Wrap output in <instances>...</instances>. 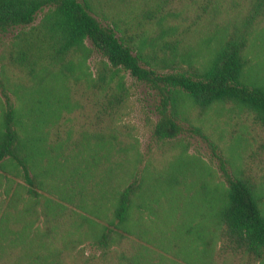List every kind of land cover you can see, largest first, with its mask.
I'll use <instances>...</instances> for the list:
<instances>
[{"label": "trees", "instance_id": "trees-1", "mask_svg": "<svg viewBox=\"0 0 264 264\" xmlns=\"http://www.w3.org/2000/svg\"><path fill=\"white\" fill-rule=\"evenodd\" d=\"M263 34L264 0H0V264H264L257 182L190 110L234 102L264 128V75L251 63ZM204 43L203 63L179 65ZM9 64L48 82L10 88ZM126 75L152 99L142 153L116 119L133 94ZM75 84L104 124L71 141L54 90ZM193 138L219 186L190 198L174 181L160 194L143 160L187 151Z\"/></svg>", "mask_w": 264, "mask_h": 264}, {"label": "rangeland", "instance_id": "rangeland-1", "mask_svg": "<svg viewBox=\"0 0 264 264\" xmlns=\"http://www.w3.org/2000/svg\"><path fill=\"white\" fill-rule=\"evenodd\" d=\"M41 16L42 13L37 14L30 30L37 31L40 28ZM17 30L13 29L5 33L3 36L4 42H7L8 38H12ZM85 44L89 46L88 41ZM4 46L5 43L0 45V66H2V62L7 55ZM205 46V43L204 45H193L188 51V56L178 62L179 65L188 66V62L191 65L203 63L209 54V50ZM98 58L96 52H92L88 56L85 61L88 72L93 71V63ZM252 58L251 63L253 62L254 69L259 70L264 75V34L253 39ZM9 68L12 71L9 78L10 88H17L20 80L26 82V84L28 83L29 87L35 85L33 81L41 79V77H44V80L42 79L38 85L36 84L38 87L48 82L44 72L36 76H22L19 73L17 75L18 67L16 65L12 64ZM22 71L25 72L23 68ZM126 81L133 85V94L127 104L120 110V114L117 115L116 119L121 126H131V134L134 137L132 144L142 153L147 139L144 119L146 115L154 118L152 99L146 92L145 87L136 83L133 78L126 75ZM73 86V88L64 90L59 85L55 86L57 88L54 90L57 96L60 97L62 105L67 106L59 111L62 119L58 127L69 132L71 141L77 138V132L81 129L96 130L104 124L96 110V105L93 104L94 100L88 95L87 99L84 94L81 95L82 90L85 89H82L79 84ZM190 110L199 125L219 145L229 159L257 182L258 192L264 201V128L253 121L251 112L243 105L234 102L214 103L207 109L200 111L190 106ZM119 132L120 135H123L126 131L120 127ZM191 141L192 146L187 151H173L163 156L154 153L149 156L148 160H143V164L148 168L149 175L146 176L148 183L164 184L160 188L157 187L160 194L165 190V184L168 187L174 181L187 182V195L190 198L193 195L201 197L204 190L215 189L219 186V178L213 171L212 165L205 154L207 149L197 138H193ZM123 147L128 149L129 146L126 143ZM124 154L127 153L122 152V155ZM200 205L203 207L202 201Z\"/></svg>", "mask_w": 264, "mask_h": 264}]
</instances>
